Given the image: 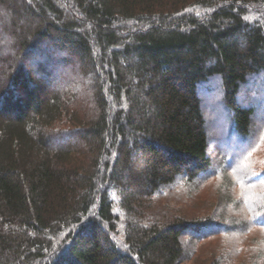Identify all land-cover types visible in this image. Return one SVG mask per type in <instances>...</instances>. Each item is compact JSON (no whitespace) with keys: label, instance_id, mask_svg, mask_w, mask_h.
Masks as SVG:
<instances>
[{"label":"trees","instance_id":"trees-1","mask_svg":"<svg viewBox=\"0 0 264 264\" xmlns=\"http://www.w3.org/2000/svg\"><path fill=\"white\" fill-rule=\"evenodd\" d=\"M0 264H264V0H0Z\"/></svg>","mask_w":264,"mask_h":264}]
</instances>
